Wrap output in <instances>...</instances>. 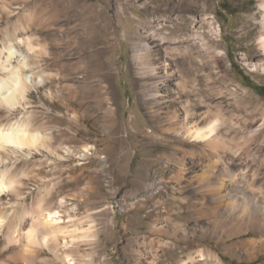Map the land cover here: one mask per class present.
<instances>
[{"label": "rangeland", "instance_id": "1", "mask_svg": "<svg viewBox=\"0 0 264 264\" xmlns=\"http://www.w3.org/2000/svg\"><path fill=\"white\" fill-rule=\"evenodd\" d=\"M263 1L81 0L76 8L92 11L91 35L104 49L103 81L85 68V17L46 21L50 0H0V66L12 46L28 63L24 73L43 77L21 106L0 105V126L26 123L45 136L38 149L0 150V176L12 182L0 197L2 223L26 230L42 199L76 222L94 220L96 240L76 250L78 264H152L150 250L157 264H264V243L246 248L261 230L217 241L209 211L197 219L194 183L208 176L209 160L191 134L214 122L212 148L264 205ZM142 40L155 75L140 73ZM3 233L0 264H26L13 259L18 247H5ZM37 257L32 264H63L48 248Z\"/></svg>", "mask_w": 264, "mask_h": 264}, {"label": "bare ground", "instance_id": "2", "mask_svg": "<svg viewBox=\"0 0 264 264\" xmlns=\"http://www.w3.org/2000/svg\"><path fill=\"white\" fill-rule=\"evenodd\" d=\"M80 1L81 0H50L48 8L43 10L45 20L71 21L81 16L85 17V19L88 20V36L86 37L88 54L86 59L87 66H85V68L91 67L92 73L99 75L103 81H107L109 72H107L102 63H100V57L104 53V49L94 40L90 30V28H92L91 20L94 15L88 8L85 9L83 7V12L79 11L76 7ZM262 7L264 9V1L262 2ZM260 17L264 26V10ZM153 31L155 32L156 30L153 29ZM260 39L264 52V37L261 36ZM26 44L30 46L31 49L33 48L29 35L27 36ZM139 46L140 47L135 49V52L137 56L142 55L141 61H139L140 73L155 75V67L147 58L149 48L148 42L142 40ZM4 52H6V55L0 68L5 72L6 76L3 77L0 75V105L11 110L21 106L26 101L31 87L41 85L43 77L41 75L36 76L34 73H24V69L27 67L28 63L26 59L20 60L18 58L19 55L16 54L12 46L6 47ZM65 56L64 54L62 56L60 55V58L62 57L61 59L65 60ZM13 58H16V63H12ZM14 59L13 61H15ZM57 62H59V60H57ZM75 64L76 63L72 65L75 66ZM153 84L155 85V82H153ZM109 87L110 86L107 84L104 92V97L107 100H110V96L106 95L110 93ZM103 89H105V87ZM154 92L157 93L156 95L159 94L157 88H155ZM248 111L251 110L249 109ZM247 115L250 118L247 124L251 125L254 117L250 114ZM187 131L190 132L188 128ZM191 134L203 140L204 146L200 148V152L209 160L208 176L196 179L195 185L193 184L195 197L192 205L196 207L197 219L206 215L205 209L209 211L214 221V229H212V233H209L211 236H214L217 241L248 233L251 229L261 230L263 235L259 237V239L250 238L246 240L247 250H254L256 248V242L264 243V205L256 204L254 202V197H251V182H248L246 186H242L244 185L245 174L242 172L240 174L234 173L229 166L226 165V161H223L222 155L215 152L212 148L214 144L218 146L216 124L214 122L196 125ZM44 140L45 136L40 130L31 129L26 123L15 122L8 126H0V150H4L7 147H12L15 150L38 149V147L44 143ZM84 149L86 152L89 151V147H85ZM176 164L179 166V169L182 170L183 162L180 159L176 160ZM174 178L180 180L182 178V173L176 172ZM241 186L242 188H240ZM11 187L12 182L6 180L5 175L0 176V197ZM227 188H229L228 191ZM231 198L232 200L229 201ZM239 200L240 202H238ZM60 201L62 202L64 199ZM36 210V213L32 211L31 216L33 219L30 227L26 230H18L11 222L2 223L3 219L0 218V232L4 231L3 235L6 239L5 247H18V252L14 254L13 259L26 264H32L38 258L37 256L40 249L48 248L53 252L58 262L63 264H78V254L76 250L80 249V245L93 243L96 240L95 236L97 235V229L92 217L85 216L76 222L72 216H66V213L62 212V209L49 210L45 208L42 199L38 202ZM222 214L225 218L221 217ZM84 222H86V224H83ZM219 225H222L220 231L218 230ZM158 242L160 245L165 246L169 243L164 240H159ZM153 243L154 241L151 239L150 244L153 245ZM151 248L152 246L150 249ZM150 253L152 255L151 263L157 264L159 258L156 256V251L150 250ZM91 255L92 254H89V257ZM200 256L204 258L203 260H205V262L212 260L211 253L201 251ZM217 263H220V261H217Z\"/></svg>", "mask_w": 264, "mask_h": 264}]
</instances>
